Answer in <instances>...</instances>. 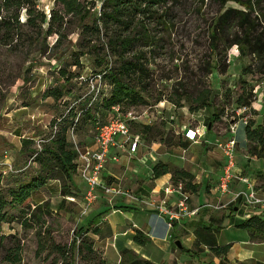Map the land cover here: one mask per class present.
I'll return each instance as SVG.
<instances>
[{"label": "rangeland", "instance_id": "obj_1", "mask_svg": "<svg viewBox=\"0 0 264 264\" xmlns=\"http://www.w3.org/2000/svg\"><path fill=\"white\" fill-rule=\"evenodd\" d=\"M93 3L94 8L98 9L100 0H93ZM227 5L238 6L231 1ZM37 6L48 17L50 10L57 5L54 0H37ZM170 6L169 24H163V18H158L160 21L156 20L153 23L144 18L142 22L145 21L151 42L146 43L141 40V45L135 43L131 47V49L137 48L134 49L133 54L143 57L148 71L144 81L146 91L141 92V99L127 100L122 104L123 111H130L133 116L145 121V123H133L130 132L139 134L143 146L158 144L157 149L165 155L169 167L193 170V181L195 175L202 176L207 171L211 172L216 166L215 161L222 158V151L217 146L218 142H223L234 135L235 168L238 167L241 174L251 179L249 175H257L264 171V156L257 157L250 153L253 143L246 139L243 128L250 121L264 125V71H256V61L253 60L252 54H239L234 45L226 50V55L220 61L218 69H214L208 76L207 80L214 93L212 106L193 113L188 110L187 100H179L183 106H175L168 98L172 94L173 86L182 93V85L178 84L177 80H181L186 86H200L203 64L210 55L207 27L216 5L210 0H204L201 5L196 1L183 0L175 7ZM162 10L163 8L159 13ZM21 18H25L23 12ZM77 31L78 27L67 35L62 52L55 58L51 57L49 50L35 51L24 57L22 53L10 52L5 46H0V174L5 185H12L20 179L22 170L27 175L35 173L38 165L33 163L28 153L20 152L21 139L30 138L37 147L51 135L52 128L49 123L52 119L69 114L70 109L75 113V117L81 118L84 115V108L88 105L86 100H90L93 95L96 96L94 100L97 101L91 108L99 112L100 121H108L111 118V111L103 108L101 104V100L109 95L111 87L106 79H100L95 75L103 67H98L91 56H81L80 65L74 66L71 64L73 57L65 49L76 48ZM55 40V36L47 38L49 48ZM105 40L106 38L103 42ZM245 67H248L250 72L244 73ZM59 68L71 72L73 77L65 84L66 91L59 99L45 98L43 94L48 88L59 87L63 83L59 79ZM238 96L247 100L245 111L237 110ZM235 110L239 112L238 115ZM214 111L218 112L219 118L210 123L206 134L199 140L198 135L195 140L189 141L188 146H183L185 141L183 133L186 128L191 127L200 132L206 129L208 127L206 119ZM78 125L73 137L83 144H90L96 124L92 119L86 118ZM74 175L76 176V173ZM262 177H252L256 178L255 186L260 191L264 190V176ZM211 180L210 177L208 182ZM58 182V180H49L45 187L32 193V200L35 203L48 204V212L34 209V215L28 220L27 228L21 225L19 218L3 224L4 232L15 233L20 239L21 264H50L52 257L57 256L55 253H48L47 250L37 253V232L45 236L43 239L45 244L51 239L55 243L69 245L74 233L80 227L88 228L87 236L93 239L96 254L86 256L85 251L79 254L74 250L70 253L71 257L70 254L68 257L72 264H100L102 260L105 264H119V252L123 246L114 248L113 238L117 236L116 232L113 234L111 228L104 222L120 231L127 223L131 224L130 221L128 222V216L119 211L109 215L108 210L105 209L100 216L96 214V223L91 226L88 221L98 211L91 206L93 212L88 215L81 213L80 204L84 202L85 193L76 194V198L71 200L69 196L61 194ZM207 189L202 186L198 192L190 193L192 194L190 205L191 202L197 203L198 198L203 203H210L213 196ZM137 200L145 204L142 200L147 199L137 198ZM96 201L106 204L104 196ZM108 202L110 206L108 209L118 207L114 204L115 199ZM235 206L238 207L237 210H232ZM203 210L200 212H205V209ZM212 210H221L224 213V224L230 221L240 223L252 215L251 209L243 205L240 200ZM9 213L17 216L18 211L10 209ZM139 221L141 223V216ZM163 224L165 229L169 228L165 221ZM93 227L101 228L99 236L91 232ZM172 228H170L172 237L165 247L162 246V241L156 242L150 239V234L146 231L148 241L142 245L141 251L147 252L151 257L149 259L156 264H201V257L195 258L192 254L190 255L194 258L192 261L182 262V256L189 253L178 248L174 241L178 239L183 249H189L190 243L187 242L185 234L173 235ZM178 231L179 229L176 230ZM228 232H230L228 229H224L220 233L228 236ZM81 239L82 237L79 236L76 243L80 244ZM201 250L197 249L198 255ZM205 254L202 258L205 260L203 263L211 264L215 255L209 251Z\"/></svg>", "mask_w": 264, "mask_h": 264}, {"label": "trees", "instance_id": "obj_2", "mask_svg": "<svg viewBox=\"0 0 264 264\" xmlns=\"http://www.w3.org/2000/svg\"><path fill=\"white\" fill-rule=\"evenodd\" d=\"M181 1L183 0H100L97 9L94 8L93 0H54L57 6L52 8L46 17L38 8L37 0H0V46H5L10 52L22 53L24 57L35 51L49 50L51 57L55 58L62 52L64 39L78 27L76 48H65L74 59L71 64L79 66L81 56H91L98 67H103L95 75L106 79L111 87L109 95L101 100L102 107L113 112L111 108L117 105L121 112H126L122 109L124 101L141 99V92L146 91L144 81L148 68L142 56L133 54L137 48L131 49L135 43L141 45V40L146 43L150 41L145 21L142 20L146 18V21L153 23L158 18H163V24H169V5L175 7L181 4ZM191 1L201 5L204 0ZM210 1L216 8L207 27L210 55L203 64L200 86H186L181 80H177L178 84L182 85V93L173 86L172 94L168 98L175 106H183L179 100H187L191 113L212 106L214 93L207 79L214 69H218L220 61L230 47L235 45L242 55L252 54L253 60L256 61V71H264V0ZM229 1L238 6L227 5ZM161 8L163 10L159 13ZM22 12L24 19L21 18ZM49 36L56 37L51 48L47 43ZM243 72H250V69L245 67ZM58 73L63 83L59 87L48 88L43 94L45 98L59 99L66 91L65 84L73 77L71 72L63 68H59ZM95 97L93 95L90 100H86L88 105L84 108L81 118L75 117V113L70 109L69 114L52 119L49 123L52 128L51 135L37 147L32 139H21L20 152L28 153L33 163L38 165L35 173L27 175L22 170V177L12 185H5L0 174V264H21L22 261L19 237L15 233L4 232L3 224L19 218L21 225L27 228V222L34 215V209L49 211L47 203L41 205L32 200L34 191L45 186L49 180H58L61 194L69 197L76 195L73 175L77 174L78 163L74 141L79 146L86 144L75 140L73 136L77 125L83 119H92L94 124L101 122L99 112L91 108L97 101L94 100ZM236 103L237 107L246 106L247 100L238 96ZM218 118V112L214 111L206 119V126ZM243 130L246 139L253 143L250 153L257 157L264 156L263 123L250 121L245 124ZM165 173H171L173 182L182 181L183 190L189 194L197 192L198 185L193 182L194 175L191 172L183 168H171L163 162L153 165L154 177ZM10 209H16L17 216L9 213ZM95 221L91 219L88 224L94 226ZM215 222L211 217L208 223L197 225L193 230V248L181 247V250L193 255L197 253V249L204 247L216 256L226 254L230 244L217 243L213 230ZM238 226L248 229L252 235H261L264 232V210L245 218ZM86 229L88 228L80 227L69 245L55 243L51 239L45 244V236L37 232V253L43 250L50 254L55 253L57 256L52 257L50 264H72L68 257L74 250L79 254L85 251L86 256L95 255L96 247L93 239L88 238ZM92 229L91 232L99 236L101 228ZM79 236L82 239L80 244H77ZM132 239L134 243L144 245L148 236L140 229L134 228ZM100 264H105V261L102 260ZM119 264L156 263L141 257L129 247H123L119 252Z\"/></svg>", "mask_w": 264, "mask_h": 264}, {"label": "crops", "instance_id": "obj_3", "mask_svg": "<svg viewBox=\"0 0 264 264\" xmlns=\"http://www.w3.org/2000/svg\"><path fill=\"white\" fill-rule=\"evenodd\" d=\"M111 116L112 117L114 116L113 112H111ZM135 117H136L135 119H129L127 121V125L129 127V134L131 138H133L134 136L138 137V143L136 149L133 152H131L129 150L131 141H129L128 143H124L123 136L119 134L116 135L115 137L116 145L111 146L109 149V153H108L109 158L106 162L105 168L101 173V179L106 183L119 185L123 189L129 190L137 198L154 199L156 203H159L161 199L165 198L167 201V205H172L176 200V195L175 194L165 195L163 192V188L167 184L173 182L171 178V173H165L163 175H160L159 177H154L152 175V167L155 163L163 162L167 164L165 155L162 154L159 149H157L158 144L152 143L153 145L151 144V145L143 146L139 134L138 133L132 134L130 132L131 130L130 128L133 123H145V121L140 117L138 116ZM188 128L189 127H187L186 130H188ZM208 129L209 126L206 127V129H202L201 132L198 130L200 135L197 139L199 140L204 134H206V131ZM203 131H205V133ZM183 137L185 138L184 133H183ZM189 141L190 140L188 138H185V141L183 142V146H188ZM86 146L92 148L95 147L93 142V137L91 139V143ZM112 155H116L118 159L117 160L111 159ZM215 162H216V166L212 168L211 172L207 171L202 176L195 175V180L193 181L198 185L197 192L198 190H200L202 186L204 188L205 187L208 188L207 189L208 193L211 196H213V200L209 202L213 204L217 202V198H218V193L216 192L215 186L218 182L220 175L222 174V169H223L222 166L223 163L225 162V156L223 155V153H222V158L220 157ZM21 169H23V167ZM184 169L194 174L193 170L191 169L188 170L186 168ZM236 171L238 173H241V170L238 167L236 168ZM254 175L255 174H251L249 176H251V179L255 183L256 178L253 179L252 177L258 176L260 178H263L262 176H264V171L260 174H257L255 176ZM210 177L212 178V180L208 182V179ZM73 182L75 186L74 191L76 192V194H81V193L84 194L86 190V184L77 174L75 177H73ZM231 186L234 189V188H239L241 184L237 181H234ZM261 191L264 192V190ZM75 196H72L73 199L71 200H74L76 198ZM101 196H104L106 204L105 203L100 204L99 201L94 202V204L95 203L96 204L95 205L92 204V207L96 209L95 211L98 212L92 215L89 221L91 219L96 220L97 219L95 217L96 214L100 216L102 212H104L103 210L106 209L108 210L109 215L117 211L127 215L129 218L128 222L130 221L131 223V224L127 223L124 227L120 229V231H118V229L113 227L111 224L104 222L105 225L111 228L113 234H115L116 232L117 236H114L113 238L115 241L114 248H120V246L129 247L134 251H136L137 253H139L141 256L151 259L150 255L147 252L143 253L141 251L142 245H138L134 243L132 239L134 234V228L140 229L146 235L147 232H149L150 239H153L156 242L162 241L163 247L169 244V239H171L172 237V235H170V231H171L170 228L172 227L168 226L169 228L167 227L168 229H165V226L163 224V221L165 220L162 216L159 215L156 206L142 204L139 200H135V199L130 200L123 196H115L113 197V199H115L114 204H117L118 207L108 209L110 206L107 195L104 194L103 192H99L98 198H100ZM81 204L80 206H82ZM199 204L200 205L204 204L203 202L200 201V198H198L197 203L191 202V206H197ZM92 207L89 208V210L85 213V215H88L91 211L92 212L94 211ZM125 207L126 209H122ZM235 207L233 210H237L238 207L237 206ZM203 209H205V212H200ZM207 209L202 208L196 215L175 222L172 228L173 235H184V234L187 235L186 236L187 242L190 243L188 247L193 248L194 228L197 225L208 223L210 218L212 217L216 220L215 223L217 224V225L214 224L213 227L217 243L219 245L230 244V247L226 254L221 256L215 255L214 260L211 264H219L221 262L222 264H264V232L261 235L258 234L252 235L251 231H249L248 229L238 226L239 221H233V222L230 221L228 224H224L225 222L224 213L221 210L214 211L212 209H208V210ZM140 216L142 217L141 223L139 221ZM177 229H179L178 232H176ZM224 229H228L230 231L228 232L229 233L228 236L220 233L223 232ZM109 238L110 237H108V239ZM177 240L178 239H176L175 241ZM208 251L209 250L202 247L201 253L199 255L198 253H196L193 254L192 256L195 258L201 257V261H202L201 264H206L203 263L205 260L204 259L202 260V258H204L203 256L206 255L205 253H207ZM104 254H106L105 248H104ZM186 256H182L181 259L182 262L192 261L194 259L193 257L190 256V254Z\"/></svg>", "mask_w": 264, "mask_h": 264}, {"label": "built area", "instance_id": "obj_4", "mask_svg": "<svg viewBox=\"0 0 264 264\" xmlns=\"http://www.w3.org/2000/svg\"><path fill=\"white\" fill-rule=\"evenodd\" d=\"M99 76V75H98ZM112 111L114 116L106 122H97L93 135L95 147L79 146L74 141V148L77 151V175L85 182L86 190L84 194V202L82 203L81 213L85 214L92 204L98 199V193L103 192L107 195L108 201H111L115 196H123L127 199H135L137 197L129 190L123 189L119 185H113L104 182L101 179V173L105 168L109 158L108 153L111 146L116 145V135H122L124 143H130V151L133 152L138 143V137L131 138L127 121L135 119L130 111L121 112L119 106H113ZM246 106L238 107L237 110L245 111ZM235 110L237 115L239 112ZM233 130V128H232ZM199 132L191 127L184 132L185 138L195 140ZM74 140V138H73ZM235 137L231 135L223 142H218L217 146L221 149L225 156V162L218 182L215 186L218 193L217 202L204 203L197 206H191L190 194L183 190L182 181L171 182L163 188L165 195L175 194L176 200L172 205H167L165 198L156 203L154 199L142 200L143 203L154 205L158 209L159 215L165 220L167 226L172 227L175 222L184 218L196 215L202 208L219 209L227 204L234 203L238 200L243 205L251 209V214H257L264 210V192L256 188L252 179L238 173L235 168L234 148ZM111 159L117 160L116 155H112ZM237 181L241 186L237 189H232L231 185ZM73 199V197H69Z\"/></svg>", "mask_w": 264, "mask_h": 264}, {"label": "water", "instance_id": "obj_5", "mask_svg": "<svg viewBox=\"0 0 264 264\" xmlns=\"http://www.w3.org/2000/svg\"><path fill=\"white\" fill-rule=\"evenodd\" d=\"M208 126L210 127V124H209ZM235 208H236V207H235ZM175 244H176V246H177L178 248H181V244H180V241H179V240L175 241Z\"/></svg>", "mask_w": 264, "mask_h": 264}]
</instances>
